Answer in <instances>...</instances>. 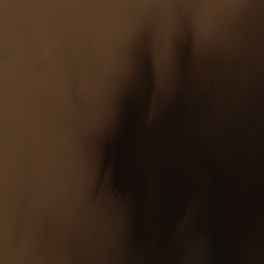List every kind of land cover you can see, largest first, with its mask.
I'll return each mask as SVG.
<instances>
[{"label":"water","instance_id":"water-1","mask_svg":"<svg viewBox=\"0 0 264 264\" xmlns=\"http://www.w3.org/2000/svg\"><path fill=\"white\" fill-rule=\"evenodd\" d=\"M3 264H264V0H3Z\"/></svg>","mask_w":264,"mask_h":264},{"label":"snow or ice","instance_id":"snow-or-ice-1","mask_svg":"<svg viewBox=\"0 0 264 264\" xmlns=\"http://www.w3.org/2000/svg\"><path fill=\"white\" fill-rule=\"evenodd\" d=\"M0 4H3V0H0ZM0 264H3L2 260H0Z\"/></svg>","mask_w":264,"mask_h":264}]
</instances>
